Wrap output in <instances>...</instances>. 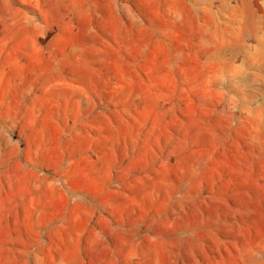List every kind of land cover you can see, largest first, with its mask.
Returning <instances> with one entry per match:
<instances>
[{"label": "rangeland", "instance_id": "rangeland-1", "mask_svg": "<svg viewBox=\"0 0 264 264\" xmlns=\"http://www.w3.org/2000/svg\"><path fill=\"white\" fill-rule=\"evenodd\" d=\"M0 264H264V0H0Z\"/></svg>", "mask_w": 264, "mask_h": 264}]
</instances>
